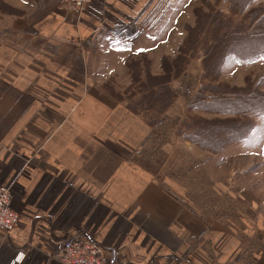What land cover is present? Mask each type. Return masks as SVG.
Here are the masks:
<instances>
[{
  "label": "crops",
  "instance_id": "1",
  "mask_svg": "<svg viewBox=\"0 0 264 264\" xmlns=\"http://www.w3.org/2000/svg\"><path fill=\"white\" fill-rule=\"evenodd\" d=\"M4 2L24 11L11 23L15 39L26 43L14 49L15 61L0 77V184L11 188L20 215L11 235L0 232V264L19 252L24 258L14 264H61L62 246L72 239L97 242L104 264H264L263 196L246 213L235 212L236 219L224 210L245 192L233 167L246 157L242 143L255 131L214 155L226 154L222 159L210 157V167L226 168L210 174L218 198L209 225L140 166L158 127L103 89L111 76L127 80L126 64L138 54L152 60L154 74L162 57L178 56L186 34L174 24L191 0H91L81 11L64 0ZM230 57L222 76L238 71L225 66ZM239 65L251 66L235 84L242 86L264 59ZM180 99L164 119L175 116ZM170 155L162 167L173 163Z\"/></svg>",
  "mask_w": 264,
  "mask_h": 264
},
{
  "label": "rangeland",
  "instance_id": "2",
  "mask_svg": "<svg viewBox=\"0 0 264 264\" xmlns=\"http://www.w3.org/2000/svg\"><path fill=\"white\" fill-rule=\"evenodd\" d=\"M208 1L209 4L213 5L215 11L222 13L224 17H227L230 20V31H234L235 26L240 24L243 26L242 29L250 30L258 28V26H255L257 25L256 22L250 23V18L243 17L244 13L241 15L232 13L230 11V3L228 0H220L219 3H215L214 0ZM256 1L257 0H254L250 4L248 9L260 8L261 10H264V5L255 4ZM195 9L198 10H196L197 14L209 15V19L208 22L204 24V27L202 29L203 31L200 30L197 33L194 47H191L192 51L187 53L186 57L191 65L189 71L186 72V74L182 77L181 84L177 86L178 89H175L171 86V83L173 81L170 83V87L175 91L177 96L179 94V97L181 98L179 110L175 114V116L164 119L165 112L174 105L177 96L172 105L161 115H158L157 113V111L159 112V109L149 111L144 110V107H136L138 114H135L141 115L143 121L151 127H158V132L156 133V135L152 134V136L150 137L152 141L151 148L147 149L148 152L145 153V156L143 158L138 157L137 160L140 166L144 170L153 174L157 182L165 190H167L173 196V198L183 206V208L188 209L192 214L198 216L205 223H208L210 225V217H213L211 216L213 215L211 212L214 210L210 207L214 206L213 201L218 198L214 197L215 192L213 191V186L210 183V174L216 175L217 173H219L220 169L226 168L222 167V164L218 167L215 164H211L210 167V157L212 159V157H215L214 155L220 154L223 150L218 154H212L209 151L201 149L194 144L193 145L195 147L194 149H192V143L184 140V138L179 135V133L183 130L182 123H185L187 121L189 123L192 118H203L207 120L214 118H227V116H222L219 114L216 115L195 109L188 112V107L197 92L196 87L199 86L198 89H200L203 84L210 86V84L214 85L215 83L210 82V76L208 77V79H204L202 77V75L204 74L202 61L203 58H205L207 55V49L210 48V45L212 44L210 29H213V27L210 25V7L202 4L200 0H191V2L189 3V12L186 15H183L181 18L177 19L174 25L181 31V34H187L185 28L186 26H196ZM23 16L24 11L7 4L6 2H4V0H0V77L6 76L8 74L7 71L15 61L14 49H19V43H26L24 39H15L16 35L12 32L13 26L11 21L14 19V17L21 18ZM191 21H193V24H187V22ZM182 22H186L183 25V29ZM262 28L264 29V23L262 24ZM39 42L40 41H37V44H39ZM30 54L31 53H27V56H30ZM42 54L45 55V53ZM136 58L137 56L130 61L135 60ZM206 58L208 60L206 62L210 63V58L208 56ZM146 59L150 62V68L148 70L149 80L147 81V84L151 87V85L154 86L159 81V78H157V80L155 78L162 74V69L158 74H154L152 72V60L148 57H146ZM229 65L237 68L238 71H235L234 73L230 72L228 74V72H226L225 70L222 76L220 69L218 78V81L220 83H223L224 85H227L229 87L243 88L245 87V84H248L250 82L252 87L264 92V68L258 69L257 73L252 72L251 74L247 75L246 77L249 78V82L246 83V77H244L243 85L237 86L235 84L241 81L242 74L248 72L251 69V66L236 64L231 57L228 59V62L225 66L228 67ZM126 76L127 80H123L122 78H118L116 76H111V79L109 78L111 82L108 85V90L118 98L122 99V101L118 102L125 103L127 107H129L131 103L135 104V102L141 98V95L132 94L131 91L135 88V86H130V78L128 77L127 69ZM222 78H227L228 81L232 83L224 82ZM105 92L110 95L107 90H105ZM128 92L133 95L132 99H126L130 95V93ZM194 92L195 94L187 105V98ZM206 94L207 96H210L208 92H206ZM181 117L182 120L178 125ZM258 117L261 118L256 120V118ZM153 121L155 123L154 125H151V122ZM262 121H264V116L254 117L255 127L252 133L254 131L255 132L252 138L242 143L243 145H245V150H247L246 157L242 158V161L237 162V166L233 167V169L236 170V175L238 174V177H242V181L240 182V185L238 187L245 189V192H242L241 197H236L238 201L228 200L227 203L224 204V210L233 219H236V216L234 215L235 212L239 211L242 213H246L249 206H252L255 202H259L260 200L258 196H263L264 198V122ZM177 136L178 138H180V140L188 142L189 146L185 147L178 143V141H176L177 139L175 138ZM162 145H167V147L164 148V152L167 155H165V153H163L160 149ZM170 152L173 163H171V165L166 164L164 167H162L164 162L166 161V157H169ZM223 155L226 154H222L218 158L215 157L214 159H222ZM240 167L244 169L243 172H239ZM225 182L227 183V180H225ZM232 182L233 180L232 178H230L228 184L232 185V187H236Z\"/></svg>",
  "mask_w": 264,
  "mask_h": 264
},
{
  "label": "trees",
  "instance_id": "3",
  "mask_svg": "<svg viewBox=\"0 0 264 264\" xmlns=\"http://www.w3.org/2000/svg\"><path fill=\"white\" fill-rule=\"evenodd\" d=\"M202 4L210 7V37L212 44L208 48L206 57L202 64L204 74L202 77L210 82H215L210 86L202 85L194 95L188 112L199 110L212 114L227 116L225 119H203L192 118L183 124V130L179 135L184 140L207 150L212 154H218L228 145L247 138L254 130V117L264 116V92L252 87L249 78L246 77L243 88L229 87L218 81L221 66L224 60L231 56L239 64H248L259 59H264V10L260 8L248 9L254 0H228L230 11L243 17L250 18V23H255L257 29H242L243 26H235L234 31H230V20L222 13L215 11L213 5L208 0H200ZM219 3L220 0H214ZM195 9V27L186 26V37L178 49V56L174 59L162 57V74L157 76L159 81L151 87L147 84L149 80L150 62L144 54H138L135 60L126 64L127 74L130 78V86L135 88L132 94L141 95L135 104L129 105V110L137 113L136 107H144V110H155L158 115L163 114L174 102L177 94L170 87V83L178 79L188 66L187 53L194 47L197 33L203 29L208 22L209 15L197 14ZM203 31V30H202ZM188 47V48H187ZM190 49V50H189ZM186 50V51H185ZM188 62V63H187ZM111 79V78H110ZM109 79V80H110ZM154 79V80H155ZM103 85L110 95L117 101H122L108 90L111 80ZM217 82V83H216ZM216 84V85H215ZM206 92L210 94L207 96ZM130 93V92H128ZM130 93L126 99H132ZM125 100V99H124ZM156 121V120H155ZM154 121L151 125H154Z\"/></svg>",
  "mask_w": 264,
  "mask_h": 264
},
{
  "label": "built area",
  "instance_id": "4",
  "mask_svg": "<svg viewBox=\"0 0 264 264\" xmlns=\"http://www.w3.org/2000/svg\"><path fill=\"white\" fill-rule=\"evenodd\" d=\"M91 0H64L71 8L83 10ZM12 191L0 184V232L11 235L20 221V215L12 208ZM24 254L17 253L9 264L19 263ZM58 261L61 264H104V252L100 245L90 239H72L62 246Z\"/></svg>",
  "mask_w": 264,
  "mask_h": 264
}]
</instances>
